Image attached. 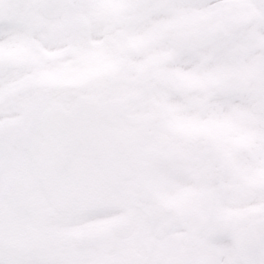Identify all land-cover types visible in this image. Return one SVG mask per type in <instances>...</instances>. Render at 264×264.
Masks as SVG:
<instances>
[{"label": "snow or ice", "instance_id": "6c2138e0", "mask_svg": "<svg viewBox=\"0 0 264 264\" xmlns=\"http://www.w3.org/2000/svg\"><path fill=\"white\" fill-rule=\"evenodd\" d=\"M0 264H264V0H0Z\"/></svg>", "mask_w": 264, "mask_h": 264}]
</instances>
